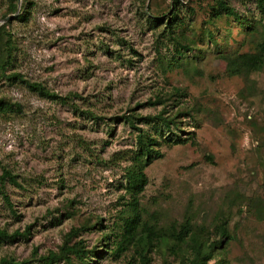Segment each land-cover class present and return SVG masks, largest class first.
I'll use <instances>...</instances> for the list:
<instances>
[{"label": "rangeland", "instance_id": "1", "mask_svg": "<svg viewBox=\"0 0 264 264\" xmlns=\"http://www.w3.org/2000/svg\"><path fill=\"white\" fill-rule=\"evenodd\" d=\"M216 1L28 0L27 22L15 17L8 27L15 39L8 70L69 99L59 104L0 81V99L19 107L0 115V176L9 171L18 183L4 186L14 213L0 195V229L22 233L30 226L26 239L0 245V259L41 264L37 259L57 251L78 226L66 215L70 208L80 220H101V228L78 237L87 249L99 247L129 200L122 188L127 163L117 158L134 148L136 132L114 118L156 115L162 106L149 101L177 90L186 96L172 111L192 110L178 129L183 137L194 133V144L163 146L164 157L145 171L144 216L154 215L158 228L190 217L212 233L227 220L230 240L221 259L264 264V71L249 77L254 85L240 73L244 34L233 18L210 17ZM223 1L242 19H264L252 0ZM4 9L0 0V15ZM182 31L202 51L199 62L174 50L172 37ZM209 31L217 46L207 41ZM186 55L187 66L162 72L161 62ZM150 256L151 264H189L165 248ZM92 260L139 264L132 251Z\"/></svg>", "mask_w": 264, "mask_h": 264}, {"label": "trees", "instance_id": "2", "mask_svg": "<svg viewBox=\"0 0 264 264\" xmlns=\"http://www.w3.org/2000/svg\"><path fill=\"white\" fill-rule=\"evenodd\" d=\"M257 10L264 18V0H252ZM177 2V1H176ZM31 5L28 0H6V9L1 13L0 19L14 15L17 21L27 22V16ZM211 18L216 19L224 16L225 18H233L239 25L244 34L243 46L247 49L242 53H237L239 61L240 73L251 75L264 71V19L247 20L231 9L223 0H217L211 7ZM177 14L171 17L170 23L176 20ZM14 20V19H13ZM12 20V21H13ZM12 21H7L0 26V81L4 80L8 84L19 82L23 84L30 92L35 93L39 97L66 104L68 97H59L58 95L47 90L42 84L37 82H29L23 79L16 72H10L8 69L13 65L15 39L12 31L8 29ZM207 41L211 46H217L214 35L209 31L206 34ZM175 51L177 54L185 52L190 54L192 63L199 62L202 59V51L198 50L196 44L192 42L191 37L185 33L178 32L172 37ZM197 50V51H196ZM186 55L174 62H168L165 65L161 62L163 73L173 71L178 68L187 66L190 61ZM248 82L254 85L252 79ZM76 96V95H74ZM186 93H180L175 90L165 96H157L154 101H149L148 105L153 107L162 106L161 111L156 115L141 117L131 114V116H123L114 118L115 121L127 123L135 133L134 148L130 151L119 154L117 160L126 162L123 175V190L127 194L129 200L125 203L123 211L120 212L119 223L115 229L110 232H102L99 238V247L93 246L87 249L85 242L78 239L82 232L90 231L95 228H101V220H80L77 211L73 208L68 209L66 215L73 220L78 221V226L72 227L62 237V243L57 247V251H49L47 255L41 256L37 261L41 264H94L92 258L103 259L104 256L110 255L114 259H119L130 251L137 257L139 264H151V254L155 249L165 248L174 258L186 260L189 264H226L225 259H221L224 246L228 244L230 235L228 232V221L218 223L214 226V233L202 226L193 224L190 217H186L181 223L173 222L165 227H157V223L153 219L145 218L140 204V196L148 185L146 170L157 160H161L164 155L161 148L183 146L187 144L193 145L194 133L189 137H183L182 132L178 129L180 118L192 117V110L177 107L176 111H172L175 107V101L178 98H185ZM19 109L18 104L1 98L0 99V115L7 116ZM170 109V111H167ZM90 117L97 119L91 113ZM137 124L149 126L150 130H143L136 127ZM173 128V129H172ZM175 130V131H174ZM178 130V131H177ZM167 132V135H164ZM18 185L16 177L9 171L4 170L0 176V195L2 200L14 213L10 200L4 190L6 183ZM245 206L249 207L251 199H243ZM258 203V201H254ZM30 226L22 233L15 231L8 233L5 229H0V245L12 243L18 239H26L29 236ZM215 235V237H213ZM218 236V238H217ZM227 241V242H226ZM112 246L111 250L110 247ZM110 250V252H106ZM29 261L17 262L11 257H2L0 264H28Z\"/></svg>", "mask_w": 264, "mask_h": 264}, {"label": "water", "instance_id": "3", "mask_svg": "<svg viewBox=\"0 0 264 264\" xmlns=\"http://www.w3.org/2000/svg\"><path fill=\"white\" fill-rule=\"evenodd\" d=\"M18 3L20 5V0H18ZM17 15H18V10H17L16 14H14L12 16H8L4 20H2L1 23H0V26L3 25L4 23H6L7 21H12Z\"/></svg>", "mask_w": 264, "mask_h": 264}]
</instances>
